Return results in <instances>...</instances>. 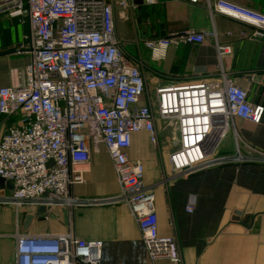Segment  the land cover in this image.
Instances as JSON below:
<instances>
[{
  "label": "built area",
  "instance_id": "obj_1",
  "mask_svg": "<svg viewBox=\"0 0 264 264\" xmlns=\"http://www.w3.org/2000/svg\"><path fill=\"white\" fill-rule=\"evenodd\" d=\"M205 2L218 13L253 30L244 37L264 38V13L232 0ZM158 0H0V19H17L27 26L15 52L28 57L11 69V84L0 87V126L17 117L0 135V206L68 209L126 204L142 234L153 264H182L175 235L162 236L155 193L145 181V166L129 150L134 133L147 132L159 144L160 129L177 130L169 154L173 175H192L216 166L264 164V151L239 136L233 120L260 124L264 105L249 99L223 63L231 54L214 31L192 29L142 41L121 40L116 17L131 21L140 4ZM213 39L218 76L157 86L146 93L145 65L139 43L153 61H161L171 46L201 44ZM135 48L134 52L128 49ZM233 130L236 149L219 153V145ZM247 145L244 153L239 144ZM104 146L113 164L119 192L110 196L78 197L74 186L93 152ZM193 211L194 206H187ZM15 264H100L99 240H86L73 230L64 234L17 232Z\"/></svg>",
  "mask_w": 264,
  "mask_h": 264
},
{
  "label": "crops",
  "instance_id": "obj_2",
  "mask_svg": "<svg viewBox=\"0 0 264 264\" xmlns=\"http://www.w3.org/2000/svg\"><path fill=\"white\" fill-rule=\"evenodd\" d=\"M232 1L264 13V0ZM141 4L134 12L139 22L134 31L130 21L116 17V31L121 40L142 41L188 29L214 31L219 42L232 48L223 61L228 73L248 91L252 102L264 105V38L242 34L250 33L253 27L223 14H212L202 1L158 0L154 5ZM23 28L27 32V26ZM23 34L12 39L8 29L0 28V87L11 84L12 68L28 62L27 56L15 52ZM133 48L128 47L134 52ZM149 59L144 61L148 94H153L157 86L218 76L213 39L171 46L163 60L153 61L150 55ZM16 120L17 117L4 119L0 135ZM233 122L242 140L264 151V117L260 124L241 118ZM158 127L162 129L161 153L147 132H138L132 136L129 156L141 160L145 166V181L155 193L159 233L176 236L182 264H264V164L236 163L188 176L173 175L169 154L177 143V130H164L162 123ZM163 130L171 134L168 146L163 142ZM239 146L244 153L247 151L242 141ZM236 147L234 132L230 130L219 145V153H233ZM84 176L86 181L73 188L78 197L119 192L117 176L104 146L92 153ZM190 204L193 211L187 210ZM38 210L27 207L17 214L15 208L0 206V264H15L13 235L17 232L64 234L69 230L79 238L102 242L100 264H153L126 204L88 205L74 210L55 205L45 213ZM27 214H34V219L25 226Z\"/></svg>",
  "mask_w": 264,
  "mask_h": 264
},
{
  "label": "rangeland",
  "instance_id": "obj_3",
  "mask_svg": "<svg viewBox=\"0 0 264 264\" xmlns=\"http://www.w3.org/2000/svg\"><path fill=\"white\" fill-rule=\"evenodd\" d=\"M138 24H139V22L137 21V16H136V13H135V16L130 21L131 30L134 31L137 28ZM0 28L8 29L10 31V33H11L12 39L20 37L25 32V28H23V25H21L18 22L17 19H13V20L12 19H8V18L0 19ZM135 40L139 41L140 39L139 38H135ZM133 49H135V48H133ZM137 51L140 54L141 59H142L143 62L144 61L145 62L150 61L149 55L144 50L143 44L139 43V49ZM162 132H163L162 133L163 142H165L166 146H168L170 144V142H171V134H167V132L164 131V130ZM162 145H163L162 144V140L159 142V144L155 145L156 146V150L158 151V153H161V148H163ZM169 169L171 170V166H170Z\"/></svg>",
  "mask_w": 264,
  "mask_h": 264
},
{
  "label": "water",
  "instance_id": "obj_4",
  "mask_svg": "<svg viewBox=\"0 0 264 264\" xmlns=\"http://www.w3.org/2000/svg\"><path fill=\"white\" fill-rule=\"evenodd\" d=\"M0 185L4 186V179H0ZM47 210H49V208L41 206L38 210L39 213H45ZM238 214V213H236ZM34 219V214H27L25 217V221H24V225L28 226L30 225V223L32 222V220Z\"/></svg>",
  "mask_w": 264,
  "mask_h": 264
}]
</instances>
